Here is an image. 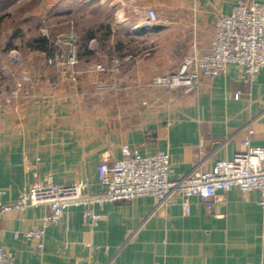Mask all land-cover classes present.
I'll return each mask as SVG.
<instances>
[{
	"label": "crops",
	"instance_id": "0c3cea01",
	"mask_svg": "<svg viewBox=\"0 0 264 264\" xmlns=\"http://www.w3.org/2000/svg\"><path fill=\"white\" fill-rule=\"evenodd\" d=\"M240 1L48 0L56 17L63 6L70 13L81 5L113 15L86 30L99 53L79 49L75 79L69 68L36 66L33 72L53 83L11 99L5 93L16 76L0 77V199L14 203L34 184L48 182L103 191L98 166L106 156L121 158L124 144L144 155L169 153L175 179L195 169L214 170L219 160L244 150V140L264 149V69L250 81L232 65L192 90L153 83L177 70L193 49L207 52L218 17ZM141 8H154L169 25L139 31L147 26L135 14ZM7 47H0V60ZM95 62L110 70H91ZM23 67V73L32 71ZM260 198L258 190L244 193L236 186L220 192L211 207L190 197L186 212L179 196L160 208L154 196H140L96 204L97 220L73 205L48 226L42 222L48 206H29L0 220V244L13 253L14 264H264ZM35 229L43 231L41 248L23 237Z\"/></svg>",
	"mask_w": 264,
	"mask_h": 264
},
{
	"label": "built area",
	"instance_id": "2783aa9c",
	"mask_svg": "<svg viewBox=\"0 0 264 264\" xmlns=\"http://www.w3.org/2000/svg\"><path fill=\"white\" fill-rule=\"evenodd\" d=\"M135 14L143 15L142 23L147 26L169 25V19L161 17L154 8H141L136 10ZM5 31L10 34L14 32L11 28ZM54 43L58 48L51 53L53 60H49V63L60 68H69L72 79H75V66L80 60L78 36L71 32ZM87 48L96 55L99 53L96 39H91ZM193 51L183 57L177 70L157 75L153 83L192 90L199 87L206 78L226 74L232 65L240 67L250 81L256 80L264 69V2L241 0L230 14L218 17L208 51ZM11 55L17 60L15 57L18 53L14 47L7 49L6 62L7 56ZM6 62L0 64V70L7 76L11 73V67ZM90 69L100 72L110 70L101 62L91 63ZM15 85L14 89L7 90L6 95H3L11 99L29 97L28 94L19 93L18 90L21 91L23 87L21 82H16ZM243 146L245 149L234 158L219 160L214 170L195 169L175 179L172 177L169 153L159 151L156 154L144 155L138 148L124 144L121 158L111 161L106 156L98 166L99 180L105 186L103 191L85 192V183L34 184L14 203L5 204L0 199V220L7 213L42 204L49 208L42 218L44 226L59 223L66 209L73 205L84 206L85 217L97 220L100 215L93 211L96 204L103 205L149 195L155 197L158 208L165 205L170 198L179 196L183 199L184 210L189 212L190 197L199 196L211 207L219 198L220 192L236 186L244 193L258 190L261 194L260 205L264 210V149L251 146L249 140H244ZM16 236L19 234L16 233ZM23 237L34 242L37 247H43L42 230L25 232ZM0 264H14L13 253L1 244ZM154 264L164 263L156 261Z\"/></svg>",
	"mask_w": 264,
	"mask_h": 264
},
{
	"label": "rangeland",
	"instance_id": "374dc122",
	"mask_svg": "<svg viewBox=\"0 0 264 264\" xmlns=\"http://www.w3.org/2000/svg\"><path fill=\"white\" fill-rule=\"evenodd\" d=\"M47 1L48 0H0L1 3H5L8 6L0 8V18L3 17L0 22V47L6 48L7 43L11 41V48L14 47L18 53V56L15 57L17 60L13 59V55L7 56V62L11 67L10 74L13 73L14 76H16L12 88L8 89L9 91L14 89L16 82H21L23 87L21 91L17 90L19 93L22 92V94H28L30 96L34 86L38 87L42 83L52 84L53 82L50 76H37L38 73L33 71H36L34 70L36 66L43 65L52 67L49 60H53L52 52L58 48V45L54 42L62 40L65 35L71 32L75 33L81 42L82 38L85 36L86 30L89 31L90 29L99 28L113 15L112 11L103 9L100 6L85 7L81 5V7L75 10L72 9L70 13L67 11L69 8L63 6L64 8L61 7L62 11L60 16L57 15L58 17H56V8L47 7ZM10 28L18 31L13 39H9L10 33L5 31V29ZM43 37L49 42V48H51V50L47 49V51H44L45 53L39 52V49L33 48V46L37 44L35 42ZM0 51L4 53V50L1 48ZM5 58L6 57L3 56V59L0 60V64H5ZM24 65H26L28 69L32 67V71L23 73V71H25ZM16 67L20 68L19 71L16 70ZM0 77L1 79L7 78L1 70ZM26 79L29 80L26 81Z\"/></svg>",
	"mask_w": 264,
	"mask_h": 264
},
{
	"label": "trees",
	"instance_id": "16d2710c",
	"mask_svg": "<svg viewBox=\"0 0 264 264\" xmlns=\"http://www.w3.org/2000/svg\"><path fill=\"white\" fill-rule=\"evenodd\" d=\"M0 4H1L0 7H3V3L0 2ZM4 5H5V3H4ZM2 19H3V17L0 18V22L2 21ZM17 33H18V31L13 32L11 39H13V37H15V35H17ZM91 34H92V32H91ZM91 34L89 32V33H87V36L91 35ZM35 43H37V44L34 45L33 48H36V49H39V50H42V51H47V49H49V50L51 49V48H49V42L44 37L43 38H39ZM87 44H88V39L83 37L81 42H80V48H81L83 54L84 53L87 54V53L90 52V51L87 50L88 49L87 48ZM9 45H11V41H10ZM7 48H9V47H7Z\"/></svg>",
	"mask_w": 264,
	"mask_h": 264
},
{
	"label": "water",
	"instance_id": "95a60500",
	"mask_svg": "<svg viewBox=\"0 0 264 264\" xmlns=\"http://www.w3.org/2000/svg\"><path fill=\"white\" fill-rule=\"evenodd\" d=\"M162 27V25H160V24H154V25H152V26H145V27H142V28H140V30L139 31H145V30H149V29H155V28H161Z\"/></svg>",
	"mask_w": 264,
	"mask_h": 264
}]
</instances>
